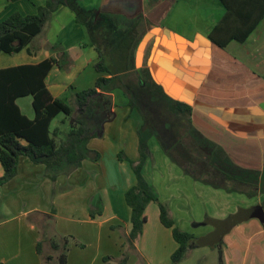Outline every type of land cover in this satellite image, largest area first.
<instances>
[{"label":"crops","instance_id":"1","mask_svg":"<svg viewBox=\"0 0 264 264\" xmlns=\"http://www.w3.org/2000/svg\"><path fill=\"white\" fill-rule=\"evenodd\" d=\"M46 1L0 0V22L16 13L36 15ZM64 1L94 9L96 21L103 16L119 21L122 28H136L139 41L133 56L134 72L144 68L145 75L170 100L191 108L192 126L225 159L214 163L216 170L225 169L228 175L264 172V17L245 41L230 40L219 47L209 40V34L226 12L220 0ZM35 40L34 50L1 52L0 70L56 59L58 64L48 72L45 84L53 98L64 101L92 88L98 77H110L97 71L96 47L65 4L58 5ZM121 61L125 63V59ZM111 97L113 118L87 142V148L99 154L98 160H84L78 169L52 184L44 177L43 165L19 158L16 176L0 187L4 217L0 226L17 223V231H0V263L47 264L42 256L52 254L50 243L41 246L42 256L36 250L47 225L49 241L69 238L67 264H86L79 252L89 246L94 251L91 263L105 256L119 260L131 230V209L124 194L135 184V177L128 161L119 160L118 155L138 159L143 118L121 90H113ZM16 104L27 118L34 117L31 96L18 98ZM61 123L67 127L64 131L60 128L63 137L69 125L64 117ZM146 141L149 156L143 176L180 230L195 238L206 237L214 233L213 223L250 211L248 219L221 234L217 240L220 247H192L179 264H264V213L262 218L251 217L252 211L264 204V194L248 196L194 180L168 158L156 136ZM205 155L212 156L210 152ZM226 187L232 188L233 183ZM90 210L101 213L91 218ZM144 215L146 222L134 252L137 256L127 264H170L178 245L171 230L161 225L158 205L149 203ZM57 218L60 222L56 225Z\"/></svg>","mask_w":264,"mask_h":264},{"label":"trees","instance_id":"2","mask_svg":"<svg viewBox=\"0 0 264 264\" xmlns=\"http://www.w3.org/2000/svg\"><path fill=\"white\" fill-rule=\"evenodd\" d=\"M220 2L226 10L225 15L209 34V40L219 47L226 46L230 40L245 41L264 17V0ZM60 4L67 5L76 21L85 26L90 43L95 45L99 55L95 67L98 72H105L110 77H98L92 88L75 93L69 105L64 100L53 98L45 84L48 72L58 64L56 59L0 70V165L3 169L0 187L16 176L20 157L28 158L34 165H43L44 177L52 184L58 177L70 175L84 160H98L99 154L88 149L87 142L99 135L100 126L104 122L113 118L111 92L119 89L128 98L129 105L140 112L143 125L139 131L138 159L131 161L118 155L119 160L128 161L134 173L135 184L124 194V200L131 209V230L125 239L126 252L116 264H127L129 253L135 252L146 222L144 211L151 202L158 205L159 221L162 226L171 230L178 245L171 254L170 264H179L192 247L215 245L221 234L248 219L250 211L249 214L240 211L224 221L213 223L215 231L206 237L195 238L180 230L143 176V166L149 156L146 140L150 136H156L168 158L181 167L184 173L194 180L223 187L229 192L246 193L248 196L256 195L257 192L264 194V172L250 174L234 171L236 174L228 175L225 169L216 170L214 163L217 161L221 164V159H225L222 158L221 151L215 150L192 126L191 108L170 100L145 75L144 68L134 72L133 56L139 41L136 28H122L119 21L103 16L96 21L94 9H85L71 1L47 0L45 6L38 8L36 15L13 14L0 22V53L14 54L26 47L34 50L35 39L43 33ZM118 59L120 60L116 63ZM121 59H125V63ZM25 96L32 97V119L23 115L16 104L18 98ZM59 115H63L69 125V130L63 137L59 127L51 129L52 121ZM20 140L26 144H21ZM207 152L212 156L205 155ZM231 182L233 187L227 188ZM252 187H259V190H253ZM54 193L53 188L52 194ZM262 205L252 211L254 214L251 213V217H263L264 204ZM100 213V210L96 213L89 211L91 218ZM63 240L61 244L51 241L52 254L45 257L41 255V242L37 243L36 250L45 263L67 264L69 238L65 237ZM102 260L103 264H107L109 257Z\"/></svg>","mask_w":264,"mask_h":264},{"label":"rangeland","instance_id":"3","mask_svg":"<svg viewBox=\"0 0 264 264\" xmlns=\"http://www.w3.org/2000/svg\"><path fill=\"white\" fill-rule=\"evenodd\" d=\"M70 96H67V100L65 101L66 103H68L69 105H71V101H70ZM63 120V115H59L57 118H55L51 124V127L52 128H55V127H59V128H62L63 131L65 128H67L65 125H63L61 123V121ZM4 217L2 216V210L0 209V220H2ZM56 221V225H57V222L59 221L60 222V219H54ZM62 224L65 225V222H63L62 220ZM17 225L16 222H10L8 224H5V225H2L0 226V231L3 230V229H6V228H10V229H13L14 231H17V229L15 228ZM47 225V224H46ZM52 227H53V222L51 223ZM48 226V225H47ZM46 226V227H47ZM44 226V230L42 232H44L43 235H41V238H40V241H41V246L42 247H45V244H47L48 242L51 243V241H49L47 238H46V235L49 231V226H48V229ZM55 227V226H54ZM67 228H69V225H66ZM75 229V227L73 228V230ZM64 238H62L61 240L59 241H56L55 243H58V244H61L64 240ZM210 241H214V239H209ZM50 246V244L48 245ZM213 246H216L217 248L221 246V243L219 242H216L215 245ZM212 246V247H213ZM126 252V249L123 251V253ZM79 253H82L83 254V259H84V263L86 264H90L91 263V260H92V257H93V253L94 251L92 250V248L89 246L84 252H79ZM122 253V254H123ZM115 254V253H114ZM115 256V255H114ZM134 256H137L136 253H129L128 255V259H130L132 257V259L134 258ZM107 257V256H105ZM104 258V257H103ZM75 259V258H74ZM77 260V259H76ZM103 261L101 259H99L97 262L95 263H91V264H102ZM117 263V259H112L111 257H109V260L107 262V264H116ZM75 264H78L77 261H75Z\"/></svg>","mask_w":264,"mask_h":264}]
</instances>
